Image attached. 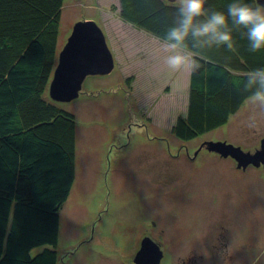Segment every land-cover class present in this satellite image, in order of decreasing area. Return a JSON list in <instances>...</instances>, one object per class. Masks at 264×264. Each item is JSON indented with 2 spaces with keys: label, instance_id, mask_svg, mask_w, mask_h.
Returning <instances> with one entry per match:
<instances>
[{
  "label": "rangeland",
  "instance_id": "374dc122",
  "mask_svg": "<svg viewBox=\"0 0 264 264\" xmlns=\"http://www.w3.org/2000/svg\"><path fill=\"white\" fill-rule=\"evenodd\" d=\"M119 10L120 0H64L60 52L75 24L91 20L103 29L116 64L109 74L87 76L77 98L58 102L77 117L76 182L61 210L58 264H136L147 233L166 246L160 264H182L193 250L201 264H264V167L238 170L209 148L197 161L188 157L204 140L255 152L264 114L247 99L226 124L185 149L170 128L187 112L191 71L170 70L162 39L121 19ZM141 141L152 156L143 157ZM166 160L177 169L168 184L157 177ZM221 225L227 240L214 231Z\"/></svg>",
  "mask_w": 264,
  "mask_h": 264
},
{
  "label": "trees",
  "instance_id": "16d2710c",
  "mask_svg": "<svg viewBox=\"0 0 264 264\" xmlns=\"http://www.w3.org/2000/svg\"><path fill=\"white\" fill-rule=\"evenodd\" d=\"M229 2L208 0L206 7L226 10ZM63 6L0 0V264L59 263L61 210L77 171L76 114L50 96ZM173 11L169 0H120L119 15L162 39ZM232 31L231 50H193L186 42L201 67L191 72L187 112L172 128L182 141L226 124L250 95L246 72L264 67V50L250 52L243 30Z\"/></svg>",
  "mask_w": 264,
  "mask_h": 264
},
{
  "label": "clouds",
  "instance_id": "9594fccd",
  "mask_svg": "<svg viewBox=\"0 0 264 264\" xmlns=\"http://www.w3.org/2000/svg\"><path fill=\"white\" fill-rule=\"evenodd\" d=\"M207 2L174 0L173 20L162 38L163 51L167 53L164 63L170 70L196 72L200 69L199 57L185 51L189 40L193 50L221 46L231 50L234 44L232 27L243 30L242 37L247 40L250 52L264 50V4L253 6L245 0H230L226 10H218L213 6L206 7ZM243 89L250 92L247 97L250 103L264 114V67L246 72ZM249 119L254 121L255 115Z\"/></svg>",
  "mask_w": 264,
  "mask_h": 264
},
{
  "label": "water",
  "instance_id": "95a60500",
  "mask_svg": "<svg viewBox=\"0 0 264 264\" xmlns=\"http://www.w3.org/2000/svg\"><path fill=\"white\" fill-rule=\"evenodd\" d=\"M257 2L264 4V0ZM114 68V55L103 29L95 21H79L59 54V63L50 83V96L58 102L71 101L79 96L87 76L109 74ZM208 148L224 157H234L243 168L251 164L264 166V139L261 148L255 152L222 141H209ZM163 255L159 245L151 238H145L134 261L136 264H160Z\"/></svg>",
  "mask_w": 264,
  "mask_h": 264
},
{
  "label": "flooded vegetation",
  "instance_id": "af4514ba",
  "mask_svg": "<svg viewBox=\"0 0 264 264\" xmlns=\"http://www.w3.org/2000/svg\"><path fill=\"white\" fill-rule=\"evenodd\" d=\"M171 132L175 135V133L173 132V130H171ZM176 136V135H175ZM161 137V136H160ZM199 137V136H198ZM175 138H177L178 139V137L176 136ZM264 138V137H263ZM262 138V139H263ZM195 139V138H194ZM180 140V139H179ZM192 140V139H191ZM191 140H188V141H183V142H187V143H182V140H180L181 141V143L185 146V149H189V145H188V142H190ZM208 142L209 141H207V140H204L201 144H200V146L195 150V153H194V155L193 156H190V154H188V157L190 158V160L191 161H197L198 159H196V158H198V156H199V154L201 153V151L202 150H204V149H207L208 148ZM190 150V149H189ZM208 150V149H207ZM209 151V150H208ZM210 152H213V153H217L216 151H212V150H210ZM251 152V151H250ZM144 153H145V155H144V157H146V156H152L151 154L153 153H151V154H149V148H146L145 149V151H144ZM143 153V154H144ZM226 159L227 158H230L231 159V161L232 162H235V166L237 167V169L238 170H242V171H247L249 168H251V167H257V166H255V165H253V164H251V165H249L247 168H243V167H240L239 165H238V161L234 158V157H232V156H228V157H225ZM173 164V163H172ZM172 164L171 163H169L167 160L165 161V164L164 165H162L161 163L159 164L160 166H159V171H158V173H157V177H160L163 181H164V183L165 184H168L171 180L173 181L174 179H175V177H176V168H173V167H171L172 166ZM174 166V165H173ZM263 165H261V166H259V167H262ZM264 167V166H263ZM173 168V169H172ZM155 170V167L154 168H151V169H149V171L152 173L153 171ZM171 171H173L175 174L174 175H172V174H170L171 173ZM154 208V211H156V209H158V212L159 213H163L164 214V212L161 210V208L162 207H158V208H155V207H153ZM150 209H152V207H150V208H148V207H146V211H145V213H149V211H150ZM148 210V211H147ZM158 213V214H159ZM153 225H156V221H153ZM217 228H218V230H217ZM214 231L218 234V235H220V236H225V238H226V240H227V237H228V233H229V230L225 227V225H221L220 227H216V228H214ZM145 238H152L148 233H147V235H144L143 236V239H142V241L145 239ZM155 240V239H154ZM212 240V239H211ZM218 240H220V238L218 239ZM156 241V240H155ZM158 241H160V243H158L159 244V247H160V249L163 251V254H164V257H163V260L165 259V258H167V250H166V246H164V242L163 241H161L160 239L158 240ZM213 241V240H212ZM219 243L220 244H223V250L224 251H227L228 253L230 252V248H228V243H224V242H219L218 241V244H216L217 245V247L219 248ZM141 246H142V243H141V245H140V247H139V250H140V248H141ZM164 246V247H163ZM239 250H241V248L239 249ZM137 254V253H136ZM217 255H218V258H219V261L218 262H220L223 258H220V253L217 251ZM198 256H200V254H198V253H196V251H194L193 250V253H191L190 254V256H188V257H186L185 259H181L180 258V260H181V263L182 264H201V262L200 261H202V260H199L198 259ZM223 256V255H222ZM201 257H202V255H201ZM214 258H215V256H214ZM225 258V257H224ZM179 259V258H178ZM177 260V259H176ZM135 262V261H134Z\"/></svg>",
  "mask_w": 264,
  "mask_h": 264
},
{
  "label": "crops",
  "instance_id": "0c3cea01",
  "mask_svg": "<svg viewBox=\"0 0 264 264\" xmlns=\"http://www.w3.org/2000/svg\"><path fill=\"white\" fill-rule=\"evenodd\" d=\"M121 18V17H120ZM122 19V18H121ZM129 23V22H128ZM191 53V52H190ZM115 64H116V62H115ZM190 76H191V74H190ZM190 76H189V86H190ZM181 115V114H180ZM159 120V119H158ZM149 121H151V119L149 118ZM152 122H154L156 125H160L159 123L160 122H158L157 120H156V117H154V120H152ZM155 124H153V125H155ZM161 126V125H160ZM159 126V127H160ZM154 127V126H153ZM172 128H173V126L170 128L171 130H172ZM162 129V128H161ZM163 130V129H162ZM138 131H140V130H138ZM141 132V131H140ZM137 137V136H136ZM142 141H143V139H142ZM142 141L139 143V144H141L142 143ZM130 146H132V145H130ZM141 147H142V154L144 153V151H145V149L146 148H149V145H146V146H143V143L140 145ZM130 149H132L133 150V148H131V147H129V150ZM144 157V156H143ZM76 182V181H75ZM142 196V195H141ZM142 198V197H141ZM143 202H144V199L142 198L141 199ZM137 209H138V207H137ZM144 208L143 207H140V212L143 210Z\"/></svg>",
  "mask_w": 264,
  "mask_h": 264
}]
</instances>
